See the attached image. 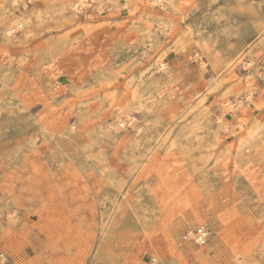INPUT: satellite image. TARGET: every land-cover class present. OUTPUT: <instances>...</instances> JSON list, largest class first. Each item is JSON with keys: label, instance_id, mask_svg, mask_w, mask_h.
<instances>
[{"label": "rangeland", "instance_id": "rangeland-1", "mask_svg": "<svg viewBox=\"0 0 264 264\" xmlns=\"http://www.w3.org/2000/svg\"><path fill=\"white\" fill-rule=\"evenodd\" d=\"M71 1L0 0V264H264V0Z\"/></svg>", "mask_w": 264, "mask_h": 264}, {"label": "bare ground", "instance_id": "bare-ground-1", "mask_svg": "<svg viewBox=\"0 0 264 264\" xmlns=\"http://www.w3.org/2000/svg\"><path fill=\"white\" fill-rule=\"evenodd\" d=\"M14 1V0H13ZM93 1V0H92ZM158 0H150L149 2H147L149 5H151V6H153V5H157L158 3ZM69 7L73 10V12L76 14V13H79L81 10H83V8L84 7H86V6H90V4H89V2H88V0H74V1H71L69 4ZM99 6V5H98ZM99 11H102V7H99V8H97ZM102 13V12H101ZM8 29V28H7ZM9 33L10 32H12V29L11 28H9L8 30H7ZM6 31V32H7ZM8 34V33H7ZM159 68H160V70H164L165 69V65H164V63L163 62H160L159 63ZM215 86V85H214ZM215 89V88H214ZM131 98H135V96H134V94H131ZM225 103H226V106H228V101H225ZM241 103V102H240ZM239 103V104H240ZM117 106H118V109H123V104H117ZM126 106H127V104H126ZM128 106H129V104H128ZM127 106V107H128ZM225 106V107H226ZM236 106H237V104H236ZM238 107V106H237ZM130 120H133V118H131V117H129V116H127ZM217 160H218V163H220L221 165H224L225 163H226V159H223V158H220V156L219 157H217L216 158ZM190 233V232H189Z\"/></svg>", "mask_w": 264, "mask_h": 264}, {"label": "built area", "instance_id": "built-area-1", "mask_svg": "<svg viewBox=\"0 0 264 264\" xmlns=\"http://www.w3.org/2000/svg\"><path fill=\"white\" fill-rule=\"evenodd\" d=\"M207 230L203 225L198 226L193 233H185L183 235V239L187 240V241H192L193 243H195L196 245H203L206 241V237H207ZM153 262L156 261V259H152Z\"/></svg>", "mask_w": 264, "mask_h": 264}]
</instances>
